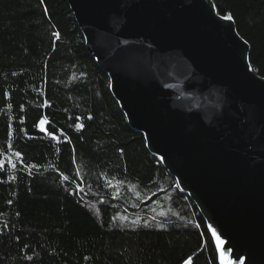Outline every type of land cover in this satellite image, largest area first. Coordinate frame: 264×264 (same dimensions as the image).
<instances>
[{"label": "trees", "instance_id": "obj_1", "mask_svg": "<svg viewBox=\"0 0 264 264\" xmlns=\"http://www.w3.org/2000/svg\"><path fill=\"white\" fill-rule=\"evenodd\" d=\"M212 1L264 77V0ZM0 264H219L66 0H0Z\"/></svg>", "mask_w": 264, "mask_h": 264}, {"label": "water", "instance_id": "obj_2", "mask_svg": "<svg viewBox=\"0 0 264 264\" xmlns=\"http://www.w3.org/2000/svg\"><path fill=\"white\" fill-rule=\"evenodd\" d=\"M66 2L127 124L203 218L219 264H264V77L233 20L212 0Z\"/></svg>", "mask_w": 264, "mask_h": 264}, {"label": "snow or ice", "instance_id": "obj_3", "mask_svg": "<svg viewBox=\"0 0 264 264\" xmlns=\"http://www.w3.org/2000/svg\"><path fill=\"white\" fill-rule=\"evenodd\" d=\"M224 19L231 20L232 17H231L230 15H226V16L224 17ZM54 35H57V36H58V34H54ZM44 123H46V121H45L44 119H41V120H40V124L43 125ZM42 130H43V129H42ZM213 234L215 235V230H213ZM216 239H217L218 243H220V244L223 243V241H221L220 238H219L218 236L216 237ZM222 259H223V255H222ZM229 264H230V262H229Z\"/></svg>", "mask_w": 264, "mask_h": 264}, {"label": "bare ground", "instance_id": "obj_4", "mask_svg": "<svg viewBox=\"0 0 264 264\" xmlns=\"http://www.w3.org/2000/svg\"><path fill=\"white\" fill-rule=\"evenodd\" d=\"M217 251V250H216ZM218 254V253H217Z\"/></svg>", "mask_w": 264, "mask_h": 264}]
</instances>
